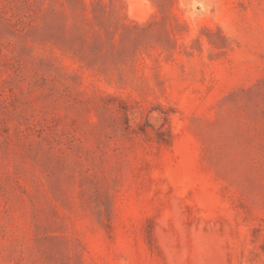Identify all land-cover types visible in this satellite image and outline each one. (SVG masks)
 I'll use <instances>...</instances> for the list:
<instances>
[{
	"label": "rangeland",
	"instance_id": "374dc122",
	"mask_svg": "<svg viewBox=\"0 0 264 264\" xmlns=\"http://www.w3.org/2000/svg\"><path fill=\"white\" fill-rule=\"evenodd\" d=\"M0 264H264V0H0Z\"/></svg>",
	"mask_w": 264,
	"mask_h": 264
}]
</instances>
